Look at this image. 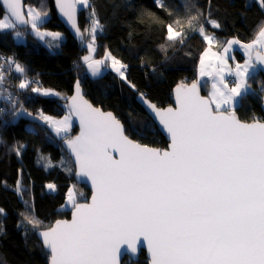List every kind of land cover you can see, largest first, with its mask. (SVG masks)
Returning <instances> with one entry per match:
<instances>
[{
	"label": "snow or ice",
	"instance_id": "6c2138e0",
	"mask_svg": "<svg viewBox=\"0 0 264 264\" xmlns=\"http://www.w3.org/2000/svg\"><path fill=\"white\" fill-rule=\"evenodd\" d=\"M55 4L83 40L76 14L80 5L91 7L89 0H55ZM157 4L164 7L163 0ZM258 4L264 10V0ZM48 15L42 6L26 7L24 0H0V34L11 31L18 39L24 35L18 28L30 26L41 40H59L61 33L41 31ZM182 19L166 25L167 47L183 45L190 34L202 37L209 47L200 55L197 79L190 85H177L175 107L161 109L143 93L139 96L168 134L167 150L131 139L111 111L84 99L79 80L73 96L60 97L67 100V115L56 120L39 112L37 119L64 141L74 157L77 176L87 177L93 190L91 203L81 204L70 187L66 200L73 208L72 219L56 220L37 232L48 264H120L122 255L135 256L144 245L149 264H264V119L245 122L236 116L237 104L250 91L248 81L264 70V21L250 42L232 38L221 54L211 52L210 46L219 41L208 33L205 24L215 29L221 25L210 18V13L205 16L197 9L196 14L187 15L186 26ZM90 20L92 36L87 48L91 54L96 34L104 26L94 7ZM88 31L86 27L84 32ZM233 45H239L247 58L235 69L227 68V74L235 76L230 85L225 72L227 53ZM161 48L167 51L165 45ZM107 60H111V70L136 90L126 75L128 66L107 49L103 59L82 57L92 77L102 74ZM6 63L14 65L22 76L19 90L31 88L32 93L43 97L60 96L52 89L33 87L35 81L27 79L25 67L14 58L8 57ZM205 76L212 79L211 99L200 94ZM3 81L0 71V84ZM3 99L12 105V116H32L22 104L16 108L17 100L11 93ZM73 116L80 124V133L74 137L69 135ZM31 131L35 133V129ZM22 147L14 149L17 156ZM46 187L55 191L56 186L49 183ZM26 191L18 179L16 192L27 207L23 199ZM21 216L34 230L42 224L27 212Z\"/></svg>",
	"mask_w": 264,
	"mask_h": 264
},
{
	"label": "trees",
	"instance_id": "16d2710c",
	"mask_svg": "<svg viewBox=\"0 0 264 264\" xmlns=\"http://www.w3.org/2000/svg\"><path fill=\"white\" fill-rule=\"evenodd\" d=\"M24 3L38 8L42 6V10L48 11V18L42 26L62 32L65 39L58 49L52 50L30 34L28 26L18 28L24 32L23 42H15L11 31L0 34V55L6 59L14 58L25 67L24 75L60 94L43 97L32 93L31 88L19 90L15 85L21 74L16 73L11 65L4 80L14 87L12 95L17 100L16 108L22 104L31 113L39 115L42 110L45 115L53 117L68 114L66 99L60 97L67 98L79 80L84 95L94 104L112 111L131 139L158 148H165L167 141L136 101V95L143 93L160 107L171 104L174 85L197 79L200 55L207 46L197 33L190 34L183 45L177 43L167 47L166 25L179 17L186 26L187 15L196 14L199 9L205 16L210 13V18L220 23L218 29L205 24L216 41L228 37L250 41L258 25L264 21V10L256 0H163V8L158 6L157 0H89L91 7L78 6L79 27L83 33V40L78 43L57 19L52 0H24ZM185 4L195 7L186 9ZM92 7L104 26L103 31L96 34L95 56L102 57L107 49L126 64V75L136 85V90L111 70L99 77L86 72L82 57L87 52L84 42L92 36ZM86 27L89 31L85 33ZM161 45H165L167 51L162 50ZM238 57H241L239 53ZM209 82V78L201 81L203 86L200 88L207 97ZM248 83L250 91L237 104L236 114L243 121L264 119L260 107L264 75L258 71ZM1 95L0 109L4 111L0 112V209H3L0 212V264H47V254L36 230L47 228L58 219L69 218L70 210L61 208L70 187L77 195V202L87 200L90 190L76 183L74 165L60 140L53 137L45 125L12 116V105L3 99L4 93ZM71 129L70 136L77 127L72 124ZM21 145V154L17 156L14 149ZM39 155H43L40 161ZM18 179L27 189L23 198L28 202L27 207L16 192ZM49 183L56 186L55 193L46 191ZM26 212L42 221L38 229L34 230L23 222L21 213ZM122 264H147L144 251L137 261L125 256Z\"/></svg>",
	"mask_w": 264,
	"mask_h": 264
},
{
	"label": "water",
	"instance_id": "95a60500",
	"mask_svg": "<svg viewBox=\"0 0 264 264\" xmlns=\"http://www.w3.org/2000/svg\"><path fill=\"white\" fill-rule=\"evenodd\" d=\"M52 2H53V8H54V11H55V14H56L57 19L61 22V24H62V25L64 26V28L69 32V34H70V35H71V36H72V37H73L78 43H81L82 40H81L80 38L77 37L76 32H75V29H73V28L71 27V25L66 21V19L63 18V17L61 16V14L59 13V11H58V9H57V7H56V4H55V0H52ZM76 22H77V25H78V27H79L78 11H77V14H76ZM24 27H26V26H20L19 28H24ZM79 28H80V27H79ZM80 30H81V29H80ZM81 33H82V31H81ZM82 34H83V33H82ZM253 59H254V57H253ZM259 71L264 75V70H259ZM76 82H77V81H76ZM76 82L74 83V85H73V87H72V92L69 94L68 97H71V96H73V95L75 94V85H76ZM192 82H193V81H192ZM192 82H189V83H186V82H185V84L190 85ZM179 84H181V83H178V84H176V85H174V86L172 87V91H171V93H172V102H171V104H169V105H167V106H165V107L157 106L155 103H153L152 101H150L147 97H145V96H144V97L147 99V101H149V102L152 103V104H155L158 108H161V109H163V108H168V107H170V106H171V107H175V106H176V99H175V92H174V90L176 89L177 85H179ZM7 85H8V83H7L6 81H3V83L0 84V87H2V86H7ZM80 90H81V93H82L84 99L87 100L89 103H91L94 107H99V108H101V109H102L103 111H105V112L110 111V110H105V109H103L101 106L96 105V104H94L93 102H91V101H90V100L84 95L81 84H80ZM200 94H201L202 96H204V95L201 93V91H200ZM139 96H140V94L136 95V101H137V102L143 107V109L145 110V112H146V113L150 116V118L154 121L156 127L158 128V130L160 131V133L165 137V139H166V141H167V146H166L165 148H158V147H153V146H150V145H149V146H150V147H153V148L161 149V150H167V149H168V145H169V143H170V139H169V137H168V134L162 129V126L159 125V123L154 119V114L151 112V110L148 108V106H147L146 104H144V103L139 99ZM204 97L210 99V98L207 97V96H204ZM1 99H2V95H1V92H0V100H1ZM66 103H67V100H66ZM260 107H261L262 113H263V115H264V95L261 97V104H260ZM67 110L69 111L68 108H67ZM111 112H112V111H111ZM112 113H113V112H112ZM113 114H114V113H113ZM236 116H237V114H236ZM18 117L23 118L24 120H26V121H28V122H34V123H39V124H41V125H45V127L49 130V132L53 135V137H55L57 140H60L61 146L64 148V150L66 151V153L68 154V156L70 157V159H71V161H72V163H73V165H74V179H75V181H76L78 184L85 185V186L90 190V196H89V198H88L86 201H80V202H78V203H81V204H86V203H87V204H90V203H91L92 194H93L91 181H90L87 177H85V176H77V174H76L77 169H76V166H75V160H74V157L72 156V154L70 153V151H69V150L67 149V147L65 146L64 141L61 140V139H59V138L55 135V133L51 130V128L48 127L47 124L43 123L42 120L37 119L38 115L32 113V116H28L27 114H22V115H18ZM237 117H238V116H237ZM72 121H73V126H76V127H77V131L72 135V136L74 137V136H76V135H78V134L80 133V124H79V120H78V118H76L75 116L72 117ZM241 121H243V120H241ZM245 122H251V121H245ZM124 128H125V127H124ZM72 131H73V130L71 129L70 132H69V135H70V133H71ZM126 135H127V134H126ZM71 188H72V187H71ZM46 191H47V192H50V193H55V191L49 190L47 187H46ZM73 192H74V191H73ZM74 194H75V193H74ZM61 209H62V210H68V209H69V210H70V216H69V218H63V219H58V220H71V219H72V211H73L72 205H71L70 203H67V200H66V202L64 203V205H63V207H62ZM54 224H55V222H53L50 226H52V225H54ZM50 226H49V227H50ZM45 229H46V228H42V229H38V230H36V236L38 237L39 240H40V238H39L37 232H38V231H43V230H45ZM40 242H41V241H40ZM41 244H42V243H41ZM142 251H144V255H145L146 259H147V264H149V253H148V251H147V247H146V245L139 247V249H138V253H137L135 256H131V255H129V254H124V255H122L121 258H120V264H122L123 258H124L125 256L129 257V258H130L131 260H133V261H137L139 255L141 254ZM47 264H48V263H47Z\"/></svg>",
	"mask_w": 264,
	"mask_h": 264
},
{
	"label": "rangeland",
	"instance_id": "374dc122",
	"mask_svg": "<svg viewBox=\"0 0 264 264\" xmlns=\"http://www.w3.org/2000/svg\"><path fill=\"white\" fill-rule=\"evenodd\" d=\"M256 1H258V0H256ZM30 4H25V6L27 7V6H29ZM32 6V5H31ZM80 7H84V6H82V5H80ZM48 18V17H47ZM47 20V19H46ZM27 30L30 32V34H32L35 38H37L38 40H40L44 45H46L48 48H50V49H54V48H56V49H58L59 47H56V45L58 44L59 46H60V43L62 42V41H64V39H65V36H64V34L62 33V32H60V31H57V30H52V29H48V28H46V27H44V26H42L41 25V31H50V32H59V33H61V39H59V40H56V39H54L53 37H45V39L44 40H41V39H39L37 36H35L34 34H33V32H32V30H31V27L30 26H28V28H27ZM24 33V32H23ZM212 35V34H211ZM232 38H236V39H238L237 37H228V38H226V39H224L223 41H221V42H219L218 44H216V43H213L210 47H211V52H219V53H221V54H223V46L226 44V42L228 41V40H230V39H232ZM13 39H14V37H13ZM240 40V39H239ZM14 41L15 42H23V41H25V35H23L21 38H18V39H14ZM91 41V39H88V40H86L85 42H84V44H85V46H86V48H87V45H88V43ZM242 43H248V42H250V41H242V40H240ZM52 45V47H49V45ZM94 47H95V50H96V44L94 45ZM209 47V45L207 44V46L205 47V48H208ZM204 48V49H205ZM204 51V50H203ZM202 51V52H203ZM238 53L241 55V57L239 58L238 57ZM105 54V53H104ZM86 55H91L92 56V58L93 59H103L104 58V55L102 56V57H99V58H97L96 56H95V51L93 52V53H89V51H88V48H87V52L83 55V56H86ZM0 57H2L1 55H0ZM233 57H234V59H233ZM227 58H228V64L226 65V72H225V78L227 79V81L229 82V84L231 85L234 81H235V76L234 75H228L227 74V68H232V69H235V67H236V64L237 63H239V64H243V62H244V60L247 58L246 56H245V53H244V50L239 46V45H233L232 46V48L230 49V51L227 53ZM6 58H3V59H0V65H2V67H0V71H2L3 73H4V75H5V72H7V70H6V68L7 67H10L7 63H6ZM206 63H210L209 61H207L206 60ZM106 64L108 65L107 67H104L103 69H102V74H103V72H105L106 70H111V67H110V65H111V60H107L106 61ZM86 66V65H85ZM199 63H198V69H199ZM13 67H15V66H13ZM198 69H197V72H196V74H197V76H198ZM15 70V69H14ZM209 70H211V69H209ZM112 71V70H111ZM86 72L91 76V74L88 72V70H87V68H86ZM115 73V72H114ZM27 77V79L28 80H31V81H36L35 80V78H30V77H28V76H26ZM20 78H22V76L20 75ZM209 77H207V76H205V77H203L202 79H201V81H204V80H206V79H208ZM209 80H210V82H209V85H208V97L211 99V97L209 96V93L212 91V89H211V83H212V79L211 78H209ZM4 81H6V80H4ZM7 82V81H6ZM18 83H19V80L16 82V85H15V87L17 88V85H18ZM32 86L33 87H40V88H43V89H52V88H49V87H46V86H40L39 84H37L36 82L34 83V84H32ZM3 88H6L7 90H8V88H10L12 91H13V89H14V87L12 86V84H8L7 86H2V89ZM52 90H54V89H52ZM54 92H56V93H58L56 90H54ZM8 94V93H7ZM6 94V95H7ZM53 97V96H52ZM20 107V106H19ZM213 107H215L214 105H213ZM65 115H67V114H65ZM65 115H63V116H61V117H54L56 120H60V119H62ZM47 116H49V115H47ZM53 117V116H52ZM43 158V155H39L38 156V161H40L41 159ZM74 191V190H73ZM74 193H75V191H74ZM75 197H76V201H77V195H75ZM86 201V200H85Z\"/></svg>",
	"mask_w": 264,
	"mask_h": 264
},
{
	"label": "built area",
	"instance_id": "2783aa9c",
	"mask_svg": "<svg viewBox=\"0 0 264 264\" xmlns=\"http://www.w3.org/2000/svg\"><path fill=\"white\" fill-rule=\"evenodd\" d=\"M3 58H5V57H2V59H3ZM8 69H10V67H7V68H6V70H8ZM4 89H6V88H3V89L1 88V89H0V92H1L2 94H3V93H4L5 95H6L7 93H11V94H12V92H13L12 90L4 91Z\"/></svg>",
	"mask_w": 264,
	"mask_h": 264
},
{
	"label": "crops",
	"instance_id": "0c3cea01",
	"mask_svg": "<svg viewBox=\"0 0 264 264\" xmlns=\"http://www.w3.org/2000/svg\"><path fill=\"white\" fill-rule=\"evenodd\" d=\"M210 35H211V34H210ZM12 36H13V35H12ZM14 69H15V67H14ZM14 69H13V70H14Z\"/></svg>",
	"mask_w": 264,
	"mask_h": 264
},
{
	"label": "bare ground",
	"instance_id": "6f19581e",
	"mask_svg": "<svg viewBox=\"0 0 264 264\" xmlns=\"http://www.w3.org/2000/svg\"><path fill=\"white\" fill-rule=\"evenodd\" d=\"M77 183V182H76ZM78 184V183H77Z\"/></svg>",
	"mask_w": 264,
	"mask_h": 264
},
{
	"label": "flooded vegetation",
	"instance_id": "af4514ba",
	"mask_svg": "<svg viewBox=\"0 0 264 264\" xmlns=\"http://www.w3.org/2000/svg\"><path fill=\"white\" fill-rule=\"evenodd\" d=\"M78 201V200H77Z\"/></svg>",
	"mask_w": 264,
	"mask_h": 264
}]
</instances>
